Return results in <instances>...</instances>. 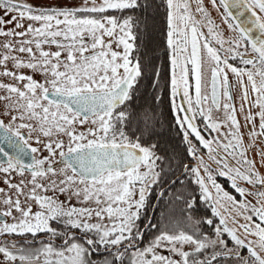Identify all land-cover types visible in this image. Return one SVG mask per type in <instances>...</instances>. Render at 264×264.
Instances as JSON below:
<instances>
[{
	"label": "snow or ice",
	"instance_id": "6c2138e0",
	"mask_svg": "<svg viewBox=\"0 0 264 264\" xmlns=\"http://www.w3.org/2000/svg\"><path fill=\"white\" fill-rule=\"evenodd\" d=\"M209 2L0 0V264H264V0Z\"/></svg>",
	"mask_w": 264,
	"mask_h": 264
},
{
	"label": "trees",
	"instance_id": "16d2710c",
	"mask_svg": "<svg viewBox=\"0 0 264 264\" xmlns=\"http://www.w3.org/2000/svg\"><path fill=\"white\" fill-rule=\"evenodd\" d=\"M150 7L148 8L145 15L149 18V23L153 27V32L151 34V44H160L164 38L166 33V21H165V9L163 7L157 8V5L160 4V0H149ZM161 56L163 55V51L161 49L160 53ZM160 113V109L158 110V115ZM165 111L163 115L161 116L162 122H167V118L165 116ZM187 161V159H185ZM184 160V163L186 162ZM176 165L173 162L172 167ZM166 180L175 179V177H165ZM189 180L185 178L183 184H176L175 186H171L170 184H165L164 189H169L168 194L165 195L163 199H156L155 193L153 194V197L150 198V207L147 209L146 215L148 217H154L153 223L160 222L163 220L165 224H171L173 227H175L180 219L179 212L177 211L175 214H171L170 209L168 211H165V206L168 204L170 200H172L174 203H179L174 200V197L178 193H183L188 190L189 187H195V185H189ZM157 192L161 191V189H157ZM154 231V230H151Z\"/></svg>",
	"mask_w": 264,
	"mask_h": 264
},
{
	"label": "flooded vegetation",
	"instance_id": "af4514ba",
	"mask_svg": "<svg viewBox=\"0 0 264 264\" xmlns=\"http://www.w3.org/2000/svg\"><path fill=\"white\" fill-rule=\"evenodd\" d=\"M27 2L33 3L32 1H27ZM209 4H210L209 0H204V6L209 11L211 19L214 21V23L216 25H219L220 26V31L223 32L224 37L225 38H229L231 36H234V33H231L228 30L227 25L223 24L222 21H221V13L223 12V9L221 8L219 10V12L218 11L213 12V11L210 10ZM192 8H193V10H195V3L192 4ZM196 19L197 20L200 19V17H199L198 14L196 15ZM204 31H206V28L204 29ZM233 63L235 64L237 62L233 61ZM240 66L242 67V65H240ZM229 79H230V81H232L233 84H236V80H235V78L231 74H229ZM232 95H233V101L235 103V106H236L237 110H239L240 103H241L240 98H239L240 97L239 85H236V87L233 88ZM164 111L166 113L165 116L168 119L169 117H168L167 108L165 106H161L160 107V113H164ZM253 111H256V110L253 109ZM215 115H217V114L214 113V116ZM219 115L222 118V109H221V112L219 113ZM161 116L162 115H160V119H161ZM0 118H2V117H0ZM237 118L240 120L241 125H243L244 124L243 117L240 115L239 111H237ZM162 121H163V119H162ZM5 122H7V121H5ZM257 123H258V121H257ZM224 130L227 131V129H224ZM241 131H246V130L242 127L241 128ZM213 135H215V134H213ZM245 139L247 141V136L245 137ZM32 146L35 147L36 145L35 144H32ZM258 148H264V140H259V139L257 140L256 146L252 149L251 152L248 153V158L250 160L251 159H255L257 161V164H256L257 168L260 170L261 174H264V167H261L260 158L256 155V150ZM43 155H47V153L45 152ZM24 159H25L26 162L29 161L30 160V155L29 156H26ZM185 163H188V159H187V161ZM192 163L195 164V161L193 160ZM212 167H213V169H215V165H212ZM179 175H180V172L176 169V165H174L172 167V169L169 171L168 176H166V177H176V176H179ZM202 175H203V173H202ZM186 178L187 179H190V177H186ZM218 179H221L222 180V184H224L223 178H218ZM224 186L227 187L226 184ZM244 254L247 255L246 251L244 252Z\"/></svg>",
	"mask_w": 264,
	"mask_h": 264
},
{
	"label": "rangeland",
	"instance_id": "374dc122",
	"mask_svg": "<svg viewBox=\"0 0 264 264\" xmlns=\"http://www.w3.org/2000/svg\"><path fill=\"white\" fill-rule=\"evenodd\" d=\"M27 1L35 2V0H27ZM48 2L51 3V2H54V0H48ZM209 8H210L211 11L216 12V10L212 8V5L211 4H209ZM2 51H3V49H0V52H2ZM37 79H39V77H37ZM0 82L13 83V81H11L9 78H5V77H0ZM0 94H2V93H0ZM0 107H2V105H0ZM18 179H19V177H16V180H18ZM13 182H15V180ZM218 182H221L222 183V180L221 179H218ZM2 186L3 185L0 184V187H2ZM61 199H63V197H61Z\"/></svg>",
	"mask_w": 264,
	"mask_h": 264
}]
</instances>
